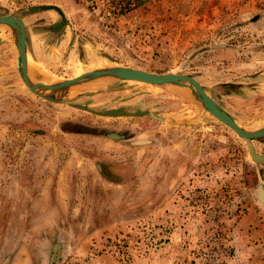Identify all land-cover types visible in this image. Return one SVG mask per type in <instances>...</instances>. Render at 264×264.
Masks as SVG:
<instances>
[{
  "label": "rangeland",
  "instance_id": "obj_1",
  "mask_svg": "<svg viewBox=\"0 0 264 264\" xmlns=\"http://www.w3.org/2000/svg\"><path fill=\"white\" fill-rule=\"evenodd\" d=\"M134 1L116 20L101 15L102 0H0V15L21 16L27 63L42 73L36 81L113 65L182 73L242 128L262 124L264 0ZM49 3L67 25L50 27L59 20L53 10L21 14ZM16 58L0 24V264H48L54 252L53 264H131L176 240L181 264H203L197 254L218 237L229 264L241 218L250 212L264 222L255 196L264 163L186 88L101 78L55 103L23 85ZM68 103L148 114L107 117ZM250 142L264 156V137Z\"/></svg>",
  "mask_w": 264,
  "mask_h": 264
},
{
  "label": "water",
  "instance_id": "obj_2",
  "mask_svg": "<svg viewBox=\"0 0 264 264\" xmlns=\"http://www.w3.org/2000/svg\"><path fill=\"white\" fill-rule=\"evenodd\" d=\"M28 12H35L37 10H53L59 16L60 23L67 25V19L63 11L55 4H34L27 6ZM0 24L9 28L13 44L16 48L17 58L15 59V66L17 68L18 75L23 85L36 96L50 102L60 103L63 102V94L66 93L71 87L78 84L89 82L101 78H110L117 80H131L142 82L155 86L163 85H175L186 88L189 95L195 100L204 110H206L212 117L224 124L230 130H232L239 138H242L245 142L247 153L249 158L255 163H264V156L258 154L250 140L264 137V119L262 124L254 130H246L239 126L209 95L205 93L200 84L193 76L175 73L164 72L154 73L146 70L122 66L113 65L107 67L94 68L88 71L81 72L75 76L69 78H63L52 82L36 81L29 77L27 73V56H26V35L24 32V25L22 20L15 14L0 15ZM110 61H115L114 58L107 54H103ZM70 106L86 110L90 113L114 117V116H142L147 115L148 111H126L123 107L107 108L102 111L89 109L84 105L76 103H68ZM156 118L155 116H153ZM111 139H123V134L115 132H108L105 134ZM147 142L146 140H134L131 141L133 145H139ZM256 199L264 205V189L259 183L255 187ZM56 261L49 257L48 264H53Z\"/></svg>",
  "mask_w": 264,
  "mask_h": 264
},
{
  "label": "crops",
  "instance_id": "obj_3",
  "mask_svg": "<svg viewBox=\"0 0 264 264\" xmlns=\"http://www.w3.org/2000/svg\"><path fill=\"white\" fill-rule=\"evenodd\" d=\"M255 218L257 216L250 212L241 218V222L245 224L242 228L239 227L240 229L236 230L232 239L229 240L230 246L235 251V256L229 261V264H264V217L260 219L262 224L254 222ZM172 234L176 233L172 232ZM175 236L177 239L179 238L178 235ZM181 241L183 242V239ZM174 244L177 247H173ZM174 244L170 242L168 243L169 247L163 251L158 250L151 255L134 258L131 264H147V261H150L148 264L151 262H153L152 264H181L184 251H181L178 240Z\"/></svg>",
  "mask_w": 264,
  "mask_h": 264
},
{
  "label": "built area",
  "instance_id": "obj_4",
  "mask_svg": "<svg viewBox=\"0 0 264 264\" xmlns=\"http://www.w3.org/2000/svg\"><path fill=\"white\" fill-rule=\"evenodd\" d=\"M102 2L104 7L101 15L108 20H116L124 16L135 6L134 0H102ZM213 245L214 247L203 249L197 254V258L203 264H221L223 255L227 256L228 246L222 240V237L214 238Z\"/></svg>",
  "mask_w": 264,
  "mask_h": 264
},
{
  "label": "flooded vegetation",
  "instance_id": "obj_5",
  "mask_svg": "<svg viewBox=\"0 0 264 264\" xmlns=\"http://www.w3.org/2000/svg\"><path fill=\"white\" fill-rule=\"evenodd\" d=\"M34 5V4H33ZM27 8V7H26ZM26 8L24 9V10H22V16L23 15H27V14H31V13H35V12H37V11H40V10H37V11H35V12H28L27 10H26ZM20 19H21V16L19 17ZM22 20V19H21ZM23 22V21H22ZM23 25H24V32H25V34H26V28H25V24H24V22H23ZM65 24H62V23H60V20H58L57 22H54V23H52V24H50V27L53 29V30H57L58 28H60L61 26H64ZM187 75V74H186ZM191 76V75H190ZM126 111H128L125 107H123ZM86 111V110H85ZM88 112V111H87ZM227 113V112H226ZM229 115V114H228ZM114 117H130V116H114ZM83 127H85V126H83ZM110 132H115V133H118V134H123L124 135V138L123 139H126L127 138V136H126V131H110ZM261 155V154H260ZM50 258H52V259H55V258H57V253H53V254H51V256H50Z\"/></svg>",
  "mask_w": 264,
  "mask_h": 264
},
{
  "label": "bare ground",
  "instance_id": "obj_6",
  "mask_svg": "<svg viewBox=\"0 0 264 264\" xmlns=\"http://www.w3.org/2000/svg\"><path fill=\"white\" fill-rule=\"evenodd\" d=\"M27 71H28V74H29V76L33 79H35V78H37V77H39L38 75H39V73H40V71L38 70V66H37V64H35L34 62H30V63H27ZM38 71H39V73H38ZM42 73H40V75H41ZM42 78V77H41ZM33 79V80H34ZM37 80V79H36Z\"/></svg>",
  "mask_w": 264,
  "mask_h": 264
}]
</instances>
